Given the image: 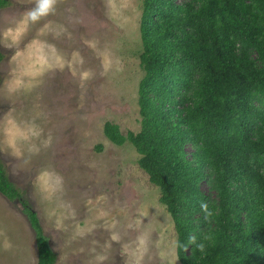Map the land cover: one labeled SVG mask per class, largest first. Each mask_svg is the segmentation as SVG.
Wrapping results in <instances>:
<instances>
[{"label":"rangeland","instance_id":"rangeland-1","mask_svg":"<svg viewBox=\"0 0 264 264\" xmlns=\"http://www.w3.org/2000/svg\"><path fill=\"white\" fill-rule=\"evenodd\" d=\"M7 1L0 157L56 264H181L174 220L141 156L105 135L107 123L125 135L142 130L144 0ZM202 187L219 200V190ZM0 264H38L21 205L1 193Z\"/></svg>","mask_w":264,"mask_h":264},{"label":"trees","instance_id":"trees-1","mask_svg":"<svg viewBox=\"0 0 264 264\" xmlns=\"http://www.w3.org/2000/svg\"><path fill=\"white\" fill-rule=\"evenodd\" d=\"M141 33L142 130L107 123L106 137L141 156L174 220L181 264H264V0H144ZM0 193L21 205L38 264H56L1 157Z\"/></svg>","mask_w":264,"mask_h":264}]
</instances>
